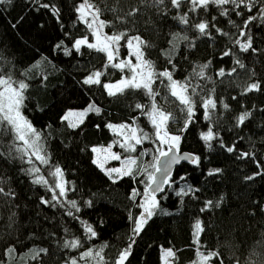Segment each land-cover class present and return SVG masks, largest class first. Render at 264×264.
I'll list each match as a JSON object with an SVG mask.
<instances>
[{"label":"trees","instance_id":"1","mask_svg":"<svg viewBox=\"0 0 264 264\" xmlns=\"http://www.w3.org/2000/svg\"><path fill=\"white\" fill-rule=\"evenodd\" d=\"M81 0H12L0 3V70L11 74L14 80L29 83L26 91L24 114L41 131L44 148L51 158L52 165L64 170L65 178L72 182L75 191L68 193V199L77 201L80 208L76 212L70 204L64 207L44 204L41 198L50 199L52 193L43 186L32 183L22 168L27 163L19 159L5 162L10 139L8 135L0 137V186L6 191L10 188L16 195L9 199L0 196V261L3 264H38L31 259L32 249L47 248L39 264H62L67 256L78 255L80 250L63 249L66 239L80 237L84 239L83 223L95 226L98 236L85 243V247L104 248L107 264H112L119 250L129 242L131 221L129 214L135 216L142 203V197L130 199L132 188L143 192L146 176L135 179L124 177L113 183L112 180L93 163V147L107 146L117 136L106 127L107 123L119 124L132 122L147 132L152 139L138 146L139 163L149 167L154 159L156 145L153 143L154 129L147 116L140 115L134 108L137 103L149 104V98L140 91H128L123 95L110 97L96 85H86V76L103 65V54L82 47L78 53L66 54L74 39L93 37L86 25L78 19L75 8ZM101 9L113 7L123 18L134 7L140 11L128 16L123 22H117L106 31H128L129 35L139 34L152 47L146 49L147 58L155 63L157 70L169 68L166 62L168 53L175 63L174 78L183 81L209 63L205 70L210 80L194 79L193 84L199 95L194 123L184 127L185 113L167 90L159 85L156 103L176 118L170 121L168 131L182 135L179 150L200 157L199 164L182 163L171 175L172 184H166L165 191L157 195L161 207L169 214H158L150 221L151 227L133 246L131 264H163V248L173 247L177 251L175 264H192L196 259V246L193 245V232L196 219L204 222L205 231L200 236V251H218L223 264H264V213L257 207H264V178L245 177L256 171H264V91L244 93L245 87L254 80L264 81V23L256 21L249 25L248 35L253 38V47L258 51L241 52L233 41L243 39L240 27L247 16L230 13L221 16L220 9L209 5L207 11L197 10L188 13L189 25H182L173 19L177 14L187 11L188 5L180 10L165 8V13L150 7V0H93ZM53 4L60 10L59 18L43 4ZM166 5L168 0H165ZM215 17V20H212ZM102 19L115 20L112 12L103 11ZM201 20L210 21L211 36H201L191 27ZM233 21L234 23H230ZM214 25V27H211ZM219 29L220 31H216ZM227 33L228 35H222ZM173 35L187 36L188 40L173 42ZM189 42L194 47L189 46ZM175 43V48H173ZM123 44V42H122ZM57 45H61L57 47ZM231 49L232 55L224 56ZM129 50L121 47L120 58H126ZM241 60L245 68L235 65ZM39 62V67H33ZM236 67L231 75L219 77L217 73L224 69L226 73ZM46 77L45 79H41ZM120 78L118 70L110 69L107 81ZM214 88L217 108L212 110V120L203 117L204 109L200 99L206 97L208 90ZM235 97V99H233ZM90 103L99 106L97 114L89 112L83 124L72 128L63 117L69 109L86 108ZM229 105L228 109L223 104ZM149 110L148 108L145 111ZM250 110L252 116L245 125L237 126V116ZM99 125V127H97ZM212 128L219 139L211 142L212 147L201 138V133ZM223 141L224 147L220 141ZM235 143L236 152L229 153L226 147ZM122 156L127 155L119 146H115ZM147 150L148 155H141ZM240 151L254 152V157L239 158ZM146 161H152L146 163ZM259 161V165L257 164ZM49 183V166L37 162ZM222 169L216 175H208L211 169ZM149 167V171H151ZM183 177V179H181ZM192 186L199 189L192 196L177 197L180 188ZM91 200L92 206L87 205ZM214 202L212 208L201 212L206 201ZM218 202L219 206H215ZM73 211L75 217L67 213ZM103 223H99V221ZM15 246L13 257L4 255L8 246ZM215 264V261L212 262Z\"/></svg>","mask_w":264,"mask_h":264},{"label":"snow or ice","instance_id":"2","mask_svg":"<svg viewBox=\"0 0 264 264\" xmlns=\"http://www.w3.org/2000/svg\"><path fill=\"white\" fill-rule=\"evenodd\" d=\"M12 0H0V3H11ZM188 5L187 11L183 14H177L173 16V19L179 21L182 25H189L188 13H195L197 10L207 11L209 5H215L220 9L221 16H228L230 13H234L237 16H245L243 25L240 27V36L243 39H235L233 43L238 46L241 52H249L251 49L253 52L258 51L253 47V38L248 35L249 25L256 21L264 23V0H168L166 5L165 0H150L149 6L156 8L158 11L165 13V8L171 7L176 10H180L182 6ZM42 7L50 8L52 12L59 18L60 10L53 4H43ZM112 12L115 16V20L102 19L103 11ZM75 11L79 13L78 19L83 22L87 29L90 31L93 39L90 41L88 36H83L74 39L72 47L66 49V54L71 55L72 50L80 52L81 48H87L94 50L96 53L103 54L104 63L101 69L90 72L83 83L86 85H96L102 88L108 96L116 97L123 95L128 91H140L143 92L149 98V104L137 103L134 105L136 110H139L140 115L147 116L154 129L153 143L156 145L155 154L153 156L154 163L149 171V167H141L139 155H133L137 153L138 146H142L146 140L152 139L147 132H144L139 126H134L137 117H133L132 122H122L119 124L107 123L106 127L110 129L118 139L113 140L112 144L107 147H93L91 151L96 154V158L93 163L96 164L106 175L116 183L118 180H122L124 177H130L135 179L138 175L146 176V181H141L145 184L143 192L137 188H132L130 193V199L136 200V197H142V203H137L136 207L139 209L138 213L133 216L129 214L131 221V233L129 236V242L127 245L119 250L112 264H131L130 257H133V246L137 244V237H140L142 233H145L149 227H151L150 221H153V217L158 214L167 215L162 207L160 200L157 199V193L165 191V184H172L171 169L176 163H179L181 159L190 160L193 164L200 163V157L195 155H177L179 151V144L182 140V135L173 134L168 131V124L170 121H175V117L171 112L163 110L157 103L156 97L159 92L156 87L162 85L167 93L178 102L180 111L185 113L186 119L184 120V127L180 129L181 132L187 130L188 125L194 123L193 117L195 116V109L197 101L195 97L199 95L197 88L203 91V87L198 84H193L194 79L210 80L211 77L207 76L206 69L209 67V63L202 65L199 71L193 70V74L186 77L183 81L174 78L175 63H173V57L171 53H168L167 63L169 68H163L157 70L155 63L147 58L146 49L152 47V45L144 40L139 34L129 35L128 31H113L111 34L105 31L106 28H111L117 22H123L128 16H134L140 11L139 8H132L125 17L121 18L117 14V10L113 7L105 6V9H101L93 0H81ZM215 20V17H212ZM234 23L233 21H229ZM191 27L195 28L201 36H211L210 21L201 20L194 23ZM214 27V25H211ZM216 31H220L216 29ZM222 35H228L227 33H221ZM188 40L187 36L180 37L179 35H173V42L177 40ZM123 42V44H122ZM61 45H57L60 47ZM126 47L129 50V54L126 58H120L121 47ZM189 46L195 45L189 42ZM175 48V43H173ZM224 56L232 55L231 49L226 50L223 53ZM235 65L239 68H245V65L241 60L236 59ZM33 67H39L37 62ZM110 69L118 70L120 78L116 81H107L106 76ZM237 70L233 67L230 72L226 73L224 69H220L217 75L223 77L226 74L231 75ZM42 77L41 79H45ZM29 83L25 80H14L11 74H5L4 70H0V137L8 135L10 143L8 145L7 157L5 162L13 159H19L22 163H27L29 167L22 168L26 175L32 178V183L43 186L47 191L52 193L50 199L41 198V202L51 205L52 207L60 206L64 207L66 204H70L71 208L76 212L80 211L77 201L68 199V193L75 191L74 184L65 178L64 170L58 165H52L51 158L44 148L42 133L38 130L33 123L24 114L26 91L29 88ZM156 86V87H154ZM264 91V81L254 80L248 84L244 93L262 92ZM215 89L208 90L206 97L200 99V107L204 109L203 117L207 121L212 120V110L217 108V99L214 97ZM235 99V97H233ZM223 108L228 109L229 105L224 103ZM148 108L149 110L145 111ZM102 109L90 103L84 111L68 112L63 119L70 122L72 128H77L84 122V118L89 112H95L99 114ZM252 116L250 110L242 111L236 118V125H245V122ZM99 127V125H97ZM201 138L211 148V142L218 140V134L209 128L206 132L201 133ZM221 146L224 147L223 141H220ZM119 146L120 149L127 153L123 156L119 152L112 151L114 146ZM226 151L229 153L236 152V145L233 143L226 147ZM148 151L144 150L141 155H148ZM254 152L240 151L239 158L254 157ZM5 154L0 152V158H4ZM163 158V159H162ZM109 160L121 161L120 167L106 168L105 165ZM37 162L42 165L49 166V176L54 179L53 183H49L48 176H45L41 172V168L37 166ZM259 165V161H257ZM222 172V169H211L208 175H216ZM157 173H160V177H157ZM255 177L264 178V171H256L252 175L245 177L246 180L252 181ZM183 179V177H181ZM2 182V181H0ZM199 189L192 186L180 188L176 192L177 197L192 196L196 199L199 197L196 195ZM15 193L9 188L7 191L5 187L0 186V196L8 197L9 199L15 197ZM88 206H92V201L86 202ZM214 202L208 200L205 202L204 207L200 209L204 212L212 208ZM215 206H219L218 202ZM260 211L264 213V207H261ZM69 216L75 217L73 211L67 213ZM103 223V221H99ZM84 239L80 237H73L72 239H66L63 241L62 248L68 250H80L78 255L67 256L63 259L62 264H107L104 256V248L102 247L88 246L85 247L87 241H92L98 236L95 226L90 223L84 222ZM205 231L204 222L200 219H196L193 232V245L196 246V259L192 261V264H223L221 255L218 251L212 250L207 252L200 251V236ZM16 249L15 246H8L4 250V255L13 257ZM47 248H34L32 249L31 259L38 262L42 259L43 255L48 253ZM177 251L173 247L163 248L162 261L163 264H175L177 259ZM14 258V257H13ZM3 264V261H0ZM235 264H239L236 261Z\"/></svg>","mask_w":264,"mask_h":264},{"label":"rangeland","instance_id":"3","mask_svg":"<svg viewBox=\"0 0 264 264\" xmlns=\"http://www.w3.org/2000/svg\"><path fill=\"white\" fill-rule=\"evenodd\" d=\"M105 31H106V29H105ZM88 107V106H87ZM86 107V108H87ZM86 108H81V109H69L68 111H67V113L68 112H70V111H73V112H79V111H84ZM66 113V114H67ZM65 114V115H66ZM135 126V125H134ZM117 139H118V137H117ZM112 144V143H111ZM111 144H109V145H111ZM109 145H107V146H109ZM107 146H103V147H107ZM99 147H101V146H99ZM112 151H114V152H119V150H117L116 148H115V146L112 148ZM120 153V152H119ZM94 156H95V158H96V154L94 153ZM122 158H123V156H122ZM152 161H146V163H151ZM153 163H154V161H153ZM121 166V161H115V160H109L107 163H106V165H105V167L106 168H112V167H120ZM143 167H147V165L143 162ZM142 167V168H143Z\"/></svg>","mask_w":264,"mask_h":264},{"label":"water","instance_id":"4","mask_svg":"<svg viewBox=\"0 0 264 264\" xmlns=\"http://www.w3.org/2000/svg\"><path fill=\"white\" fill-rule=\"evenodd\" d=\"M177 155H193V154H191V153H188V152H183V151H178L177 152ZM163 159V158H162ZM182 163H191V161L190 160H185V159H181L180 161H179V163H176V164H174L173 166H172V169H171V175L173 174V172H174V170H175V168L176 167H178L179 165H181ZM160 173H157V177L159 178L160 177ZM165 186H166V184L164 185V188H165ZM160 193H157V195H159Z\"/></svg>","mask_w":264,"mask_h":264}]
</instances>
